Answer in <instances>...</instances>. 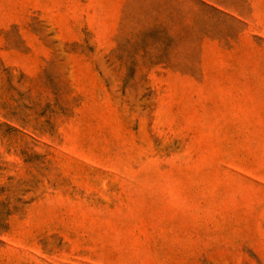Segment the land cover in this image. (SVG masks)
<instances>
[{
    "label": "rangeland",
    "instance_id": "1",
    "mask_svg": "<svg viewBox=\"0 0 264 264\" xmlns=\"http://www.w3.org/2000/svg\"><path fill=\"white\" fill-rule=\"evenodd\" d=\"M263 69L264 0H0V264H264Z\"/></svg>",
    "mask_w": 264,
    "mask_h": 264
},
{
    "label": "crops",
    "instance_id": "2",
    "mask_svg": "<svg viewBox=\"0 0 264 264\" xmlns=\"http://www.w3.org/2000/svg\"><path fill=\"white\" fill-rule=\"evenodd\" d=\"M120 1H122V0H120ZM214 6H216V4H214ZM228 68V67H227ZM257 69H262V68H257V67H255V66H253V67H249V71L250 72H257L258 70ZM263 72H264V69H263ZM264 81V80H263Z\"/></svg>",
    "mask_w": 264,
    "mask_h": 264
}]
</instances>
